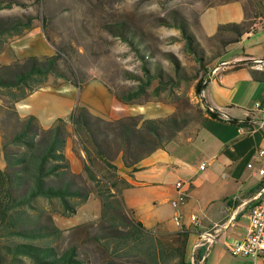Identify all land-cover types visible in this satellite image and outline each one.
Here are the masks:
<instances>
[{
    "label": "trees",
    "instance_id": "obj_1",
    "mask_svg": "<svg viewBox=\"0 0 264 264\" xmlns=\"http://www.w3.org/2000/svg\"><path fill=\"white\" fill-rule=\"evenodd\" d=\"M12 4L25 5V2L0 0V8ZM32 18L33 15L25 12L0 15V48L7 42L8 36L28 27ZM171 24L180 28L187 47L197 58L201 70L205 71L210 62L209 56L191 31L187 18L182 14L175 15ZM223 25L234 32L232 37L222 39L223 48L250 32L245 23L230 21ZM109 26L136 49L141 60L140 72L130 73L135 82L120 93L114 92L120 100L143 101L155 81L152 91L159 94L160 90H169L182 79L190 78V74L176 60L170 72L153 59L152 50L124 22ZM251 72L253 79L264 80V68H251ZM50 74L76 86L88 80L79 78L70 64L63 67L59 51L30 54L10 63H0V146L4 160V165L0 166V264H82L84 261L79 257L75 244L58 249L51 242L62 229L53 222V216L42 203L57 201L62 212L71 213L90 193L89 188L74 182L76 173L69 168L64 152L68 133L66 118L57 116L51 125L42 127L35 114L20 116L15 106L17 100L44 86ZM205 84L206 81L199 77L194 83L195 92L200 94ZM1 95L5 96L4 99ZM182 99L178 97V100ZM185 102H180V108L163 116L143 117L141 113H134L118 118H105L92 113L83 104L75 105L68 120L85 154L83 168L93 181L92 188L102 198L103 206L120 207L117 198L110 199L115 194L110 188L116 186V164L113 160L117 154L121 155L125 165H132L134 169V164L154 149L163 147L169 141L182 143L194 136L207 116L240 122L203 98L199 104ZM114 223L109 221L107 225L113 236L117 233ZM128 232L132 233L133 229L120 231L118 242L123 241ZM133 246L141 248L138 241ZM145 254L148 261L136 258L132 261L108 260L104 264H158L152 242L147 244Z\"/></svg>",
    "mask_w": 264,
    "mask_h": 264
},
{
    "label": "crops",
    "instance_id": "obj_2",
    "mask_svg": "<svg viewBox=\"0 0 264 264\" xmlns=\"http://www.w3.org/2000/svg\"><path fill=\"white\" fill-rule=\"evenodd\" d=\"M52 49L33 17L22 32L8 36L7 42L0 48V63H10L30 54H51ZM249 59L262 62L258 59L264 58L233 55L229 59H220L223 68L208 79L201 93L194 97L196 102L203 98L226 115L239 119V123L207 116L194 136L182 143L169 141L163 147L154 149L139 159L134 169L132 165H125L120 154L114 158L116 186L110 188L115 192L110 199L117 198L120 207L114 209L109 205L119 214H111L107 224L117 221L120 212L127 217L125 231L132 228L133 232L126 233L125 239L119 242H126V250L136 256L134 259L148 261L145 249L152 242L158 264H181V259L183 264H264V255L252 260L235 256L229 250L234 240L245 235L251 207L264 200V171H259L260 168L264 170V155L255 156L258 149L264 146V94L256 111H250L245 116L226 110L227 105L237 101L238 84L253 80L251 68H264L248 62ZM69 85V88H80L79 104L105 118L134 113H141L143 117L163 116L174 109L172 104L163 113L155 111L147 103L124 102L98 76L89 78L81 86ZM44 86L17 100L15 106L20 116L33 113L42 127H48L61 114H47L36 107L35 110L26 101ZM84 88L87 89L83 93ZM66 128L64 152L69 168L72 172H80L85 154L78 146L71 121L67 119ZM202 161L206 163L200 168ZM3 165L2 159L0 166ZM177 180L183 182L180 188L186 192L185 200L179 205L182 213L179 222L174 219L175 208L172 205V200L178 195ZM191 213L196 214V220L190 218ZM114 224L116 230H122L119 224ZM214 225L216 239L205 240L202 232ZM118 233L111 236L117 244ZM107 234L112 233L109 231ZM137 241L140 249L133 246Z\"/></svg>",
    "mask_w": 264,
    "mask_h": 264
},
{
    "label": "rangeland",
    "instance_id": "obj_3",
    "mask_svg": "<svg viewBox=\"0 0 264 264\" xmlns=\"http://www.w3.org/2000/svg\"><path fill=\"white\" fill-rule=\"evenodd\" d=\"M23 1L25 5L14 4L0 10V15H16L22 12L34 15L37 25L52 46V51L60 52V64L63 67L70 64L81 79L98 76L114 92L120 93L135 82L130 73L140 72L141 60L136 49L115 33V29H110L109 25L124 22L126 26L134 29L141 36L142 43L152 50L153 59L159 61L168 71H173L176 60L190 74V78L182 79L169 90H160L159 94L152 91L155 81L144 96L146 100L128 102L147 103L157 112L166 113L172 104L173 110L178 109L180 102L186 104L185 101L199 104L200 101H194V97L198 96L194 83L199 77L204 80L208 70L217 62L220 64V59H229L233 55L264 58V0ZM178 14L187 18L191 31L209 56L210 62L205 71L201 70L197 58L187 47L180 28L171 24L173 16ZM230 21L245 23L250 32L244 33L239 40L230 42L223 48L222 39L234 35L231 29L223 25ZM260 60L262 62H254L252 59L247 61L264 67V59ZM47 81L49 82L44 89L35 91L26 101L35 110L39 108L51 115L60 113L68 120L70 109L80 102V88H69L71 83L54 74H50ZM86 89H83V93ZM262 94L263 79L242 81L238 84L235 97L237 101L227 105L226 110L245 116L250 111H256V103L262 102ZM180 96L183 97L182 100H178ZM1 97L4 99L5 96ZM62 102L68 104L64 105ZM44 105L47 107L44 108ZM2 159L0 149V160ZM75 173L74 182L90 190L89 197L77 205L75 212H62L57 201L42 202L53 216V222L62 229L51 242L58 249L75 244L79 257L84 260L82 264H104L108 260L132 261L136 256L127 252L126 242L117 244L115 238L107 234L110 230L107 221L111 214L119 213L110 206L102 205V198L92 188L93 181L87 176L83 166L80 172ZM120 215L115 220L122 229L115 230L119 233L125 231L127 225V217L121 212Z\"/></svg>",
    "mask_w": 264,
    "mask_h": 264
},
{
    "label": "built area",
    "instance_id": "obj_4",
    "mask_svg": "<svg viewBox=\"0 0 264 264\" xmlns=\"http://www.w3.org/2000/svg\"><path fill=\"white\" fill-rule=\"evenodd\" d=\"M222 68V63L214 65L205 74L204 80L207 81ZM256 106H259V103H256ZM259 155H264V146L258 149L255 156ZM248 165L250 166L251 163H248ZM199 166L200 168H203L205 166V161H202ZM259 171L260 173H263L264 170L263 168H260ZM175 184L179 189L177 197L172 200V205L175 208L174 219L176 222H179L182 217L179 205L185 200L186 192L180 188L183 184L181 180H177ZM190 218L196 220V214L191 213ZM202 236L208 241L216 239V225L204 230ZM229 250L235 256L248 257L252 260L264 255V200L251 207L248 213V223L245 235L242 238L234 240L230 245Z\"/></svg>",
    "mask_w": 264,
    "mask_h": 264
}]
</instances>
